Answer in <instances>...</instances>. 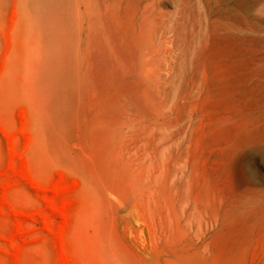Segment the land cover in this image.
<instances>
[{"label": "rangeland", "instance_id": "374dc122", "mask_svg": "<svg viewBox=\"0 0 264 264\" xmlns=\"http://www.w3.org/2000/svg\"><path fill=\"white\" fill-rule=\"evenodd\" d=\"M0 264H264V0H0Z\"/></svg>", "mask_w": 264, "mask_h": 264}]
</instances>
